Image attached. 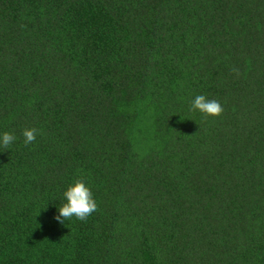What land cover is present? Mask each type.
<instances>
[{"label": "trees", "instance_id": "1", "mask_svg": "<svg viewBox=\"0 0 264 264\" xmlns=\"http://www.w3.org/2000/svg\"><path fill=\"white\" fill-rule=\"evenodd\" d=\"M5 130L0 264H264V0H0Z\"/></svg>", "mask_w": 264, "mask_h": 264}, {"label": "clouds", "instance_id": "2", "mask_svg": "<svg viewBox=\"0 0 264 264\" xmlns=\"http://www.w3.org/2000/svg\"><path fill=\"white\" fill-rule=\"evenodd\" d=\"M190 108L211 116H218L223 112V105L219 100L209 98L203 93H198L191 99ZM37 131L35 126L24 128L22 130L24 143L32 142L36 138ZM15 139L16 136L11 131L0 132V147L10 145ZM62 195L63 202L60 203L54 217L60 223H64L65 219L69 220L72 217L85 220L98 208L91 186L83 178H77L70 182L63 190Z\"/></svg>", "mask_w": 264, "mask_h": 264}]
</instances>
